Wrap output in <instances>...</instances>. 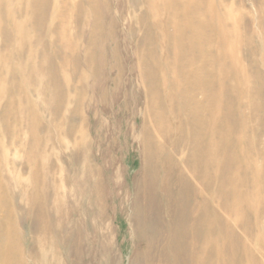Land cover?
I'll return each instance as SVG.
<instances>
[{
	"label": "rangeland",
	"instance_id": "rangeland-1",
	"mask_svg": "<svg viewBox=\"0 0 264 264\" xmlns=\"http://www.w3.org/2000/svg\"><path fill=\"white\" fill-rule=\"evenodd\" d=\"M157 1L0 0V202L20 264H264V0H203L225 55L216 136L175 101L194 67L177 68Z\"/></svg>",
	"mask_w": 264,
	"mask_h": 264
},
{
	"label": "bare ground",
	"instance_id": "bare-ground-1",
	"mask_svg": "<svg viewBox=\"0 0 264 264\" xmlns=\"http://www.w3.org/2000/svg\"><path fill=\"white\" fill-rule=\"evenodd\" d=\"M160 12L165 15V25L170 26L172 29L166 36L168 43H173L174 48L176 49L175 63L177 68L182 64L181 61L187 63V67H194L189 72H184L183 76L177 73V79H175L169 86L175 88L174 98L175 101L179 104L182 113L187 114V119L189 125L194 126L195 131L199 134L204 132L208 133L209 136L214 134L217 135L219 129L222 127L221 122L219 128L215 127V123L207 128L206 122L212 116L211 105L221 101V97L217 95L215 98H210L211 95L208 93L212 91L213 85H216L218 82L217 76L219 73H223L222 63L224 61L225 55L221 51L217 53V44L213 41V35L219 32L222 29V25L219 27L215 25V20L219 18L218 9L212 6H206L203 0H159L156 3ZM164 20V19H163ZM164 25V24H163ZM247 33V32H246ZM248 37V36H247ZM215 47V48H214ZM252 50V49H251ZM253 51V50H252ZM190 53V59L186 58V53ZM254 53V52H253ZM216 54V55H214ZM164 55V54H163ZM248 58V57H247ZM180 59V60H179ZM250 60V59H249ZM150 63V62H149ZM183 63V64H184ZM252 63V62H251ZM154 64V63H153ZM162 65V63H161ZM230 66V65H229ZM228 66V67H229ZM162 67V66H161ZM165 69V68H164ZM236 69V68H234ZM228 70V69H227ZM230 70V69H229ZM239 70V69H238ZM238 72V71H236ZM235 72V73H236ZM240 72V71H239ZM225 73V72H224ZM230 74V73H229ZM238 73H236L237 76ZM243 74V72H242ZM241 74V75H242ZM225 75V74H224ZM232 76V74L230 75ZM180 77V78H179ZM225 77V76H224ZM227 77V76H226ZM178 78L180 80H178ZM234 78V77H233ZM236 78V77H235ZM247 78V77H245ZM160 79V78H159ZM242 79V78H241ZM235 80V79H234ZM237 80V79H236ZM256 80V79H255ZM237 83V81H234ZM244 82V81H243ZM163 83V82H162ZM227 83V82H226ZM235 83V84H236ZM238 84V83H237ZM221 86V81L218 82V86ZM259 88V87H258ZM245 89V88H244ZM238 90V89H237ZM262 90V89H261ZM245 91V90H244ZM248 91V90H247ZM258 91V90H257ZM197 92L202 96L201 101H196L191 93ZM264 92V91H262ZM261 92V93H262ZM260 93V92H259ZM253 95V94H252ZM260 95V94H259ZM262 96V94H261ZM264 96V95H263ZM259 98V97H258ZM262 98V97H260ZM259 98V99H260ZM264 98V97H263ZM249 99V98H248ZM263 100V99H262ZM261 100V102H262ZM227 101V100H226ZM260 102V101H259ZM260 102V103H261ZM264 102V101H263ZM262 102V103H263ZM240 104V103H239ZM238 104V105H239ZM250 104V103H249ZM256 105V104H255ZM264 106V103L262 104ZM262 105H260L262 107ZM220 106V104H219ZM248 106V105H247ZM252 106V105H251ZM240 107V106H238ZM237 107V109H238ZM168 108V107H167ZM249 108V107H247ZM256 108V106H255ZM259 108V107H258ZM171 109V108H170ZM262 109V108H261ZM169 110V109H168ZM216 110V109H215ZM240 110V109H238ZM246 110V108H245ZM173 111V110H172ZM255 112V111H254ZM264 113V112H263ZM206 115V116H205ZM236 115V114H235ZM239 116V115H238ZM219 117V116H217ZM229 117V116H227ZM237 117V115H236ZM245 117V116H244ZM248 118V117H247ZM250 118V117H249ZM262 118V117H261ZM213 119V118H212ZM246 119V118H245ZM259 119V118H258ZM220 120V119H219ZM222 120V119H221ZM220 120V121H221ZM224 120V119H223ZM234 120V119H233ZM243 120V117H242ZM216 121V118H215ZM249 121V120H248ZM263 121V120H262ZM261 121V123H262ZM187 122V120H186ZM185 122V123H186ZM233 122V121H232ZM242 122V121H241ZM225 123V122H224ZM211 124V123H210ZM231 124V123H230ZM253 124V123H252ZM206 125V127H204ZM248 125V124H247ZM177 126V125H176ZM180 126V125H178ZM186 126V125H185ZM232 126V124H231ZM250 126V125H248ZM264 126V124H263ZM188 127V126H187ZM257 127V126H256ZM262 127V126H260ZM233 128V127H232ZM238 128V127H237ZM264 128V127H263ZM262 128V129H263ZM236 129V128H235ZM184 130V129H183ZM250 130V129H249ZM261 131V129H260ZM262 132V131H261ZM184 133V132H183ZM251 133V132H250ZM187 134V133H186ZM193 134V133H192ZM198 134V135H199ZM197 135V137H198ZM205 135V134H204ZM207 135V136H208ZM236 135V134H235ZM261 136L260 134H258ZM264 135V134H263ZM206 136V135H205ZM208 136V137H209ZM253 136V134H252ZM257 137V136H256ZM190 141L192 136L188 137ZM202 139V138H201ZM255 141V140H254ZM205 142V141H204ZM211 142V141H210ZM186 143V142H185ZM191 143V142H190ZM201 144V143H200ZM204 144V143H203ZM199 145V144H198ZM209 145V144H208ZM190 146V145H189ZM204 146V145H203ZM207 145H205L206 147ZM210 146V145H209ZM244 147V146H243ZM220 148V147H219ZM263 148V147H262ZM198 149V148H197ZM201 149V148H200ZM244 149V148H243ZM184 150V149H183ZM214 150V149H213ZM216 150V149H215ZM226 150V149H225ZM224 150V151H225ZM179 151V150H178ZM187 151V150H186ZM184 152V151H183ZM182 152V153H183ZM190 152V151H189ZM194 152H196L194 150ZM200 152V151H198ZM174 154V153H173ZM192 154V153H190ZM197 154V153H196ZM205 154V153H204ZM207 154V153H206ZM216 154V153H214ZM213 154V155H214ZM232 154V153H231ZM176 155V154H175ZM195 155V153H194ZM201 155V154H200ZM186 156V154H185ZM215 156V155H214ZM220 156V154L218 155ZM218 156L214 157L217 158ZM237 156V155H236ZM239 156V155H238ZM181 157V156H180ZM198 157V156H197ZM187 159V157H185ZM189 161H190V157ZM242 158V157H241ZM193 159V158H192ZM191 159V160H192ZM197 159V158H196ZM208 159V158H207ZM205 159H203L204 161ZM211 160V159H208ZM220 161V160H218ZM244 160V159H243ZM183 161V160H182ZM188 161V160H187ZM196 161V160H195ZM192 161V162H195ZM223 161V160H222ZM191 162V165H193ZM206 162V161H204ZM201 161V163H204ZM209 161H207L208 163ZM215 162V163H216ZM257 162V161H256ZM259 162V161H258ZM196 163V162H195ZM199 163V164H201ZM211 163V161H210ZM213 163V162H212ZM224 163V162H223ZM260 163V162H259ZM217 164V163H216ZM229 164V163H228ZM203 165V164H201ZM222 165V164H220ZM185 167V165H183ZM182 166V167H183ZM206 166V165H205ZM215 166V164H214ZM237 166V165H235ZM264 166V165H263ZM198 167H200L198 165ZM204 167V166H203ZM202 167V168H203ZM207 167V166H206ZM220 167V166H219ZM218 167V168H219ZM205 168V167H204ZM215 168V167H214ZM221 168V167H220ZM225 165L223 166V169ZM232 168V167H231ZM244 168V167H243ZM210 169V168H209ZM217 169V167H216ZM222 169V168H221ZM226 170V169H225ZM241 170V168H240ZM244 171V170H243ZM242 171V172H243ZM218 171H216L217 173ZM226 172V171H225ZM220 173V170H219ZM218 173V174H219ZM231 173V172H230ZM236 173V172H234ZM240 173L237 174V176ZM228 175V174H227ZM235 175V174H234ZM242 175V174H241ZM240 175V176H241ZM248 176V174H246ZM192 176V174L190 175ZM231 176V175H230ZM236 176V177H237ZM252 176V175H251ZM195 177V175H194ZM196 178V177H195ZM226 178V177H225ZM233 178V177H232ZM247 178V177H245ZM253 178V177H252ZM244 179V177H243ZM255 179V178H254ZM215 180V179H214ZM210 181V180H209ZM217 181V180H215ZM249 181V179H248ZM255 181V180H254ZM2 182V181H1ZM212 182V181H211ZM3 183V182H2ZM252 183V182H251ZM247 184V183H245ZM249 184V183H248ZM246 186V185H245ZM249 186V185H248ZM209 187V186H208ZM235 186H232V188ZM4 189V188H3ZM6 190V189H5ZM155 190V189H154ZM217 191V189L215 190ZM250 191V190H249ZM205 192V191H204ZM235 192V191H234ZM157 193V192H156ZM208 193V192H207ZM231 193V192H230ZM1 195V194H0ZM206 195V193H205ZM218 195V194H217ZM213 196V194H212ZM208 197V196H207ZM206 197V198H207ZM1 198V196H0ZM237 199V198H236ZM1 200V199H0ZM232 200V199H231ZM238 202V201H237ZM243 202V201H242ZM3 205V204H2ZM213 205V204H212ZM214 206V205H213ZM249 207V206H248ZM0 202V264H20V256L18 253V239L17 233L14 230L13 222L10 218L9 212L3 210ZM213 211V209H212ZM236 211V210H235ZM250 211V210H249ZM215 212V211H214ZM213 212V213H214ZM239 212V211H238ZM260 212V211H259ZM258 212V213H259ZM264 212V211H263ZM246 213V212H245ZM216 214V213H215ZM259 215V214H258ZM249 216V215H248ZM251 217V216H250ZM229 218V217H228ZM238 218V216H237ZM230 219V218H229ZM234 219V218H233ZM247 219V217H246ZM240 220V219H239ZM238 220V221H239ZM14 221V220H13ZM242 221V220H241ZM251 221V220H250ZM207 222V221H206ZM240 222V221H239ZM247 222V221H246ZM245 222V223H246ZM252 222V221H251ZM264 222V221H261ZM241 223V222H240ZM258 224V223H257ZM263 225V224H262ZM256 226V225H255ZM16 227V226H15ZM211 227V226H210ZM240 227V226H239ZM244 227V225H243ZM220 228V226H219ZM237 228V227H236ZM246 228V227H245ZM248 228V227H247ZM250 228V227H249ZM252 228V227H251ZM241 229V228H240ZM239 229V230H240ZM236 230V229H235ZM17 231V230H16ZM211 232V231H210ZM222 232V231H221ZM19 234V233H18ZM240 234V233H239ZM216 235V234H215ZM223 235V233H222ZM239 236V235H238ZM226 237V236H225ZM245 238V237H244ZM247 238V237H246ZM216 239V238H215ZM234 239V238H233ZM240 239V238H239ZM229 240V239H228ZM247 240V239H246ZM21 241V240H20ZM19 241V242H20ZM230 241V240H229ZM241 241V240H240ZM239 241V242H240ZM237 241H235L236 243ZM231 243V242H230ZM251 244V243H250ZM233 245V244H232ZM236 246V245H235ZM252 246V245H251ZM229 247V245H228ZM227 247V248H228ZM233 246H231L232 248ZM239 247V245H237ZM236 248V247H235ZM240 248V247H239ZM238 248V249H239ZM246 249V248H245ZM253 249V248H252ZM236 250V249H235ZM255 250V249H254ZM253 250V251H254ZM222 251V250H221ZM225 251V250H224ZM229 251V250H228ZM239 251V250H238ZM237 252V251H236ZM240 252V251H239ZM238 252V253H239ZM226 253V251H225ZM233 255V254H232ZM248 255V254H247ZM22 256V255H21ZM218 257V256H217ZM235 258V256H233ZM252 257V256H250ZM254 257V256H253ZM259 257V256H258ZM248 258V257H247ZM226 259V258H225ZM224 259V261H225ZM236 259V258H235ZM249 259V258H248ZM221 260V259H220ZM237 260V259H236ZM235 260V261H236ZM225 263V262H224ZM236 263V262H235Z\"/></svg>",
	"mask_w": 264,
	"mask_h": 264
}]
</instances>
